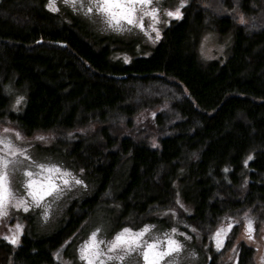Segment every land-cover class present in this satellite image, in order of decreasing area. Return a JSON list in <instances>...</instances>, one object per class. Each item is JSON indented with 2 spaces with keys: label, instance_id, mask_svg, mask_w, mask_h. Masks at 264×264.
Returning <instances> with one entry per match:
<instances>
[{
  "label": "trees",
  "instance_id": "obj_1",
  "mask_svg": "<svg viewBox=\"0 0 264 264\" xmlns=\"http://www.w3.org/2000/svg\"><path fill=\"white\" fill-rule=\"evenodd\" d=\"M45 2L0 0V76H15L27 89L24 108L12 112L0 87V119L15 122L24 135L49 131L62 142L53 149H63L67 164L98 188L81 201L106 191L120 215L135 216L141 206L147 216L173 206L179 195L192 206L181 213L182 226L203 237L227 214L262 215L264 0H188L152 52L127 63L111 57L114 38L92 25L75 31ZM233 7L249 22L234 21L227 13ZM206 29L231 34L223 61L199 62L197 43ZM153 83L180 97L146 98L145 105L170 101V111L154 112L135 128V93ZM95 207L79 206L78 218L68 213L63 225L22 235L17 244L0 238V264H55L81 222L101 211ZM233 238L231 231L225 247ZM255 248L238 241V264H250Z\"/></svg>",
  "mask_w": 264,
  "mask_h": 264
},
{
  "label": "rangeland",
  "instance_id": "obj_2",
  "mask_svg": "<svg viewBox=\"0 0 264 264\" xmlns=\"http://www.w3.org/2000/svg\"><path fill=\"white\" fill-rule=\"evenodd\" d=\"M45 1V7L51 11L49 8V0ZM181 2L182 0H161L159 4H154L153 6L158 9L159 23H154L151 17H144V31H141L138 27L124 23V28L131 29V31L124 30L122 32H116L108 28L104 23V18L102 16L93 14L95 12L94 10L92 13L85 16L91 18L94 28L101 36H109L110 38L112 37L115 39L112 44H108L111 50V57L127 63L134 57L148 56L152 52V49L157 43V41L153 43L156 33L152 31V26L154 25L155 28L159 30L161 37L163 28L174 19L167 16L165 13L167 11L174 12L180 7ZM187 3L188 0H184V6ZM55 6L59 9L56 13L60 15L62 20L66 17L65 11L77 12L74 11L72 7L66 5L63 0H55ZM85 7V4L83 8H80L79 4L77 5V9L79 10L84 11ZM181 11L182 8H180V12ZM85 12L86 10L83 13L85 14ZM230 12L233 15L234 21L236 20L237 23L245 24L249 22L248 18L242 13L237 10L235 11V7H233V10H227V13ZM137 15L141 14L138 13ZM241 18L245 21L244 23H241ZM149 37H151V39ZM231 44V34H220L213 29L204 30L197 43V56L199 62L205 64L211 60L223 61L229 54ZM125 57H127V62H125ZM0 87L9 96L8 110L12 112L22 111L26 103L27 89L15 84V76L6 79L3 76H0ZM176 90H174L173 87L158 85L155 83L140 88L138 93H135V98L137 99H134L133 102V104L138 107V111L135 112L134 116L131 118L133 126L136 128L145 123L154 112L162 111L168 113L170 111V101L161 100L157 103H150L152 102L150 101L145 105L144 102L146 101L144 100L146 98L152 96H165V98L169 97L172 99L179 98L181 92ZM20 97H23L22 102L16 104L17 99ZM118 126L122 127L124 126V123H119ZM5 128L12 130L6 135L17 149L26 150V155L30 157V159H25L19 154L15 157H9L10 160H14L8 168L11 198L8 205V215L0 218V238H11L15 235L17 225H22L23 229L19 235V240L22 235H32L34 232L42 230L47 232V230L50 231L57 227V225H63L67 219V206L54 205L57 202H60V199H62L61 202L65 204L70 202L72 197L79 198L82 195L89 194L90 189H93V185H91L92 182L90 183L89 180L85 178L86 176L83 174L81 168H72L67 164V159L69 158L63 154V149H60L59 151L53 149V147L58 146L62 142L54 141L53 134L49 131L28 136L24 135L15 126V122H11L8 119H0V134H3V129ZM15 132H19L23 139H16L13 134ZM38 136H43L45 139L39 140L37 139ZM36 165H56L63 171L70 172L72 176L82 180L83 184H73L69 189L65 190L59 198L53 199L52 197H47L41 207H35L24 186L27 180L24 173L25 171H31L33 173L39 172ZM47 175L48 173L43 174V176ZM43 176H34L33 179L38 182ZM20 200L26 202V206L29 209L27 212L24 211L23 207L14 206ZM191 211L192 206L188 205L179 195H177L174 197L173 206H169L163 210L154 209L149 212L147 216L143 215L136 225L135 223L128 224L125 221H119L118 218H120L121 215L118 209L113 212L110 220L105 216L104 210L103 212H97L89 219L81 222V225H79L81 227L73 233V238L69 246L64 250H60L55 256V264H84L79 258V249L89 240L91 234L96 232L97 229L100 230L97 234V239L108 242L112 241L114 236L124 228H130L132 231L136 232L143 229L145 226H152L151 232L144 237V239L149 242H152L153 240H166V234H170L173 228L177 230L176 234H172V238L179 241L183 245V248L180 253L172 258H168L170 264H212V261L213 264H238L236 244L240 240L256 247L252 259L253 261L250 264H264V261H262V257H264V211L262 215L257 214L258 212L256 211L251 213L247 210H242L238 214H227L215 225V227L212 228L211 233L206 237L201 236L199 231L188 232L184 226H182L183 224H181L180 218L184 214L181 215V213L190 214ZM45 212H47V215H45ZM245 213H247L248 218L253 220V227L255 229L253 240H249L245 234L247 224V220L244 219ZM133 219L135 220V218ZM236 221H239V223H236ZM229 223L234 225L231 230L234 234V238L229 242L230 245L225 247L224 243V247L218 251L212 237L218 228H227ZM235 226L240 228L236 232V238ZM179 233H184L185 235H179ZM185 236H189L191 239H186ZM5 240L9 242L8 239ZM100 248L107 253V247L104 244H101ZM233 248H235V251H233ZM117 254L123 255V252L113 255ZM101 258L103 259L104 257ZM106 264H144V261L137 253H132L130 256H127L124 261L117 259L106 261ZM161 264H164V262H161Z\"/></svg>",
  "mask_w": 264,
  "mask_h": 264
},
{
  "label": "snow or ice",
  "instance_id": "obj_3",
  "mask_svg": "<svg viewBox=\"0 0 264 264\" xmlns=\"http://www.w3.org/2000/svg\"><path fill=\"white\" fill-rule=\"evenodd\" d=\"M63 2L72 7L74 11L79 10L77 9L78 4L80 8L84 7V0H63ZM160 2L161 0H89V7L85 15L95 10L96 13L104 18V23L108 28L116 32H122L124 30L131 31V29L124 28V23L133 25L140 28L141 31H144V17L150 16L154 23H159L158 9L153 5L159 4ZM183 7L184 0H182L180 7L174 12L167 11L165 14L174 19H180V8ZM49 8L53 12L59 11L55 6V0H49ZM149 8H151L150 11L148 10ZM138 13L141 15H137ZM244 22L243 18H241V23ZM152 31L156 33L155 40L153 41V43H155V41L161 38L160 32L154 25L152 26ZM149 38L151 39V37ZM125 62H127V57H125ZM22 100L23 97L18 98L16 104H20ZM11 131V129L5 128L3 129V134H0V218L8 215V205L11 198L8 168L14 160H10L9 157H15L19 154L25 159H30V157L26 155V150L17 149L8 138L6 134ZM13 134L16 139H23L19 132ZM37 139L44 140L45 138L43 136H38ZM248 159L250 160L252 157L249 156ZM245 164H247V161H245ZM36 167L39 169V172L33 173L31 171H25L24 173L27 177L24 186L28 190V195L31 197L35 207H41L47 197H52L53 199L59 198V196L73 184H83L82 180L72 176L70 172L63 171L56 165H36ZM225 171H227V169ZM44 173H48V175L43 176ZM34 176H43V179L39 181V187H36L38 182L33 179ZM14 206L23 207L25 212L29 210L26 206V202L23 200L18 201ZM45 215H47V212H45ZM244 219L247 220L245 234L249 240H253L255 231L253 220L248 218L247 213H245ZM236 223H239V221H236ZM233 227L234 225L229 223L227 228H218L214 233L212 239L215 241L218 251L224 247L225 240L228 238V234ZM151 228L152 226H145L143 229L136 232L132 231L130 228H124L114 236L112 241L108 242L97 239V234L100 231L97 229L96 232L91 234L89 240L79 249V258L84 264H97V262L98 264H106V261L117 259L124 261L127 256H130L132 253H137L143 259L144 264H161V262L170 264L168 258L174 257L176 254L180 253L183 248V245L179 241L172 238V234H176L177 230L173 228L170 234H166V240H153L149 242L145 240L144 237L151 232ZM22 230V225H17L16 234L11 238H4L8 239L12 244H17ZM192 231H196V229H192ZM179 235L185 234L179 233ZM185 238L191 239L189 236H185ZM101 244L107 247V253L100 248ZM233 251H235V248H233ZM119 252H123V255H113ZM101 257L104 258L102 259ZM262 261H264V257H262Z\"/></svg>",
  "mask_w": 264,
  "mask_h": 264
},
{
  "label": "flooded vegetation",
  "instance_id": "obj_4",
  "mask_svg": "<svg viewBox=\"0 0 264 264\" xmlns=\"http://www.w3.org/2000/svg\"><path fill=\"white\" fill-rule=\"evenodd\" d=\"M84 4L86 5L85 10H87V8L89 7V0H85ZM148 10L150 11L151 8H149ZM84 11L83 10H78L77 12L65 11L67 21L72 22L73 28L75 31H80V30H82V28L87 29V25H89V24L92 25L94 28V24H93L91 18H89L88 16H85V14L83 13ZM93 14H96L97 16L99 15L96 12H94ZM148 17H150V16H148ZM110 43L112 44V42H110ZM103 44H105V43H103ZM55 45H59V44H55ZM42 179L43 178H40L39 181ZM39 181L37 183L38 187H39ZM92 188L93 189H90L89 194H92V192L94 193L95 190H98V188H96V187L92 186ZM93 197H96V196L92 195V198ZM92 198L90 197V199H92ZM94 199L95 200L93 202L88 203V202H84L85 200L81 201L80 197L79 198L72 197L70 199L71 201L67 202L65 204L63 202H61L62 199H60V202H57L54 206H67L66 214L68 215V213H71L72 219H76L79 217V214L76 213V211L79 210V206H86V207L96 206V207H98L99 210H101V211L104 210L105 216L108 217L109 220H110V217H112L113 211L115 212L117 209L120 210V208H121V206H119L117 203L113 202L111 196L106 191L102 192L101 194H98V197H96ZM127 207L131 208L132 206H125L124 207L125 210H127ZM135 207L138 210L135 216H133L131 213H128V214L125 213L124 215H121L123 217L118 218V220L119 221H125L128 224L135 223V225H136V223L139 222V219H141L143 215H142V210L140 208L141 206H135ZM133 218H135V220Z\"/></svg>",
  "mask_w": 264,
  "mask_h": 264
}]
</instances>
